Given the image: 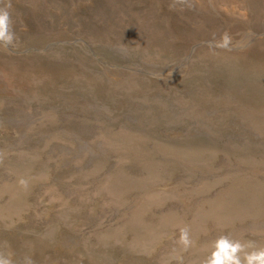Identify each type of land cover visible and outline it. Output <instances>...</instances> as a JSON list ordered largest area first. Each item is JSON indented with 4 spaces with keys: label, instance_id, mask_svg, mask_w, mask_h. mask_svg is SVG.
Masks as SVG:
<instances>
[{
    "label": "rangeland",
    "instance_id": "rangeland-1",
    "mask_svg": "<svg viewBox=\"0 0 264 264\" xmlns=\"http://www.w3.org/2000/svg\"><path fill=\"white\" fill-rule=\"evenodd\" d=\"M0 264H264V0H0Z\"/></svg>",
    "mask_w": 264,
    "mask_h": 264
}]
</instances>
